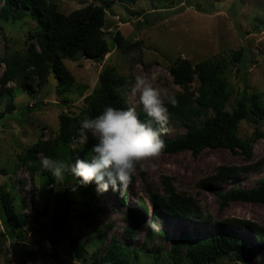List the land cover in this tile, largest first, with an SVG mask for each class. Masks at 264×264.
<instances>
[{"label": "rangeland", "instance_id": "1", "mask_svg": "<svg viewBox=\"0 0 264 264\" xmlns=\"http://www.w3.org/2000/svg\"><path fill=\"white\" fill-rule=\"evenodd\" d=\"M48 2L57 5L64 14L90 4L104 5L103 31L112 51L100 63L82 53L65 59L64 65L74 77V86L64 94L58 92L59 81L53 74L40 89L36 78L26 85L20 81L3 82L6 66L0 60V187L12 198L15 208V219L8 222L0 205V264H116L102 259L113 240L137 254V258L131 254L125 264H174L169 253L182 235L187 237L182 243L184 254L191 241L208 238L225 224L224 220L235 218L264 227L263 204L232 202L222 207L217 195L232 187L257 188L264 180V119L258 123L242 121L238 126L237 136L241 141L254 139L250 159L239 149L234 153L226 148L206 149L198 155L191 151L162 154L140 160L144 176L130 163L134 183L125 206L98 177H94L90 193L77 187L66 192L62 187L65 159L56 161L54 169L59 182L55 190L51 189L46 169L32 172L21 159L40 139L54 142L60 134L62 115L83 114L87 109L86 98L99 89L100 77L106 69H112L117 77L124 79L120 90L127 112L132 116L138 111H154L164 99L187 91L197 95L196 77L187 89L175 84L170 68L178 59L189 60L194 65L208 59L227 58L224 76L232 89L226 105L228 111L233 110L244 91L264 103V0ZM36 27V21L29 14L17 22L0 21V59L26 50L27 34ZM116 37L120 44L116 43ZM239 50L244 55L238 63L230 55ZM208 116L210 111L200 116L198 124ZM187 131L186 126L171 124L159 139H174ZM257 132L261 135L256 139ZM93 133L111 141V136L99 129ZM78 144L73 142L71 147L75 149ZM39 158L45 160L42 154ZM71 164L77 178H87L79 156H73ZM220 166L249 169L228 181L204 185L203 181ZM169 186L178 194L192 198L202 216L210 220L171 218L154 211L150 195L166 197ZM137 198L147 205L145 214L137 209ZM129 215L139 220L132 227L131 237L125 234L132 226ZM151 220L156 232L148 239ZM238 230L240 239L256 246L251 231ZM76 242L84 248L82 255L76 251ZM258 254L256 246L250 256L251 264H260ZM210 264L245 263L231 255Z\"/></svg>", "mask_w": 264, "mask_h": 264}, {"label": "trees", "instance_id": "2", "mask_svg": "<svg viewBox=\"0 0 264 264\" xmlns=\"http://www.w3.org/2000/svg\"><path fill=\"white\" fill-rule=\"evenodd\" d=\"M0 21L17 22L29 14L37 23L34 32L27 34L26 50L14 52L0 59L5 63L6 70L3 82L20 81L22 85L36 78L37 88H42L50 75L59 81L58 92L64 94L74 86V77L64 65V60L82 53L87 59L102 62L112 51L105 37L106 8L104 5L90 4L70 14L59 11L57 5L48 0H0ZM104 2V0H103ZM120 34H118L119 36ZM117 36V37H118ZM115 39L120 44L119 38ZM243 52H231L230 59L240 62ZM227 58L220 61L208 59L197 64L189 60L178 59L170 68L174 82L187 89L196 77L199 87L197 95L189 93L166 98L154 111H138L134 116L127 112V105L121 86L124 79L117 77L112 69H106L100 77V87L86 98L87 109L79 117L62 115L60 118V134L54 142L38 141L25 154L21 155L25 165L32 172L43 171L49 178L51 189L55 190L59 180L55 174L56 161L67 160L62 187L66 192L73 187L82 188L90 193L94 177H98L113 194L114 198L125 206L134 183L131 172L133 163L139 174L144 171L139 167L142 158L162 154H177L191 151L194 155L206 149L226 148L234 153L237 149L245 158L250 159L253 140L241 141L237 136L238 126L242 121L258 123L264 119V103L256 96L244 91L232 111L226 109L231 97L230 83L224 76L228 69ZM211 116L198 124L200 116L206 112ZM186 126V134L170 140H160L159 136L166 133L168 127ZM114 128H120L115 131ZM111 136V141L98 138L94 130ZM261 133L256 134V139ZM73 142L79 143L75 149ZM42 154L44 159L40 160ZM79 156V163L86 172L87 178L79 179L75 175L71 159ZM256 166H251V168ZM55 168V169H54ZM249 167L220 166L203 181L204 185L218 184L228 181L244 172ZM218 200L222 207L232 202L257 203L264 205V180L257 188L250 190L232 187L225 193H219ZM154 211L167 214L171 218H203L196 202L185 195L178 194L171 186L167 188V196L150 195ZM0 205L6 221L15 219V208L12 198L0 187ZM137 209L145 214L147 205L137 198ZM132 226L125 234L131 237L135 225L139 222L134 215H129ZM225 224L208 238L191 241L186 252L182 253V243L187 239L182 235L173 246L169 257L174 264H210L227 256L234 255L239 261L251 264V253L258 248L260 264H264V227L246 220L230 218ZM251 231L254 242L246 243L239 237V230ZM156 232L154 221H150L147 238ZM24 232H20L22 237ZM52 242H56L52 238ZM76 251L82 255L84 248L76 242ZM131 254L137 258L121 242L113 240L105 256V261L116 264L128 263ZM22 264H27L22 262Z\"/></svg>", "mask_w": 264, "mask_h": 264}]
</instances>
